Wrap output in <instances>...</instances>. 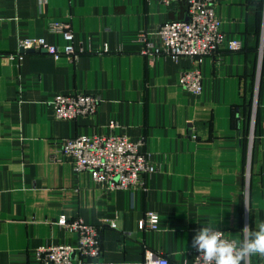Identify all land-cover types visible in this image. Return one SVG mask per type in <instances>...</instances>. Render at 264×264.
I'll return each mask as SVG.
<instances>
[{
    "label": "crops",
    "instance_id": "0c3cea01",
    "mask_svg": "<svg viewBox=\"0 0 264 264\" xmlns=\"http://www.w3.org/2000/svg\"><path fill=\"white\" fill-rule=\"evenodd\" d=\"M214 11L225 41L237 39L242 48L203 56L195 95L178 84L192 59L141 53V35L158 44V25L186 18L182 2L0 0V264H38L37 247L75 245L76 233L54 223L59 217L102 225L94 262L131 264L147 250L169 264H191V242L204 225L216 223L236 239L246 224L255 230L264 221V0H215ZM53 22L70 24L77 59L11 56L21 53L20 39L62 49V35L49 30ZM255 92L254 163L246 179L244 107ZM73 93L95 96L94 114L56 119L53 97ZM109 134L144 141L157 167L144 187L106 190L60 152L61 139ZM147 211L158 214L155 231L143 226ZM247 264H264V257Z\"/></svg>",
    "mask_w": 264,
    "mask_h": 264
},
{
    "label": "built area",
    "instance_id": "2783aa9c",
    "mask_svg": "<svg viewBox=\"0 0 264 264\" xmlns=\"http://www.w3.org/2000/svg\"><path fill=\"white\" fill-rule=\"evenodd\" d=\"M161 4L170 6L176 3H184L186 18L169 20L157 26L159 42L154 44L145 40L142 54L146 57L165 55L173 60L180 57H188L195 65L189 69L182 70L179 74L178 84L186 91L198 95L201 92L200 63L203 56L212 55L221 51H239L242 44L237 39L225 41L224 35L219 31V20L214 11L215 0H156ZM50 31L60 33L65 41L62 49L57 50L48 45L44 39L29 38L20 39L18 48L21 53L11 55L18 60L22 59L24 52H45L55 59L66 57L70 60L78 58L79 53L73 46V34L70 24L67 22H53ZM252 103L250 125L254 121L255 99ZM98 100L95 96L85 93L58 94L51 101L56 119L74 120L80 116H91L94 114ZM115 126V122L109 124ZM253 133L248 135V155ZM60 152L71 157L73 169L76 172L86 171L95 183L106 190L127 189L144 187L145 177L157 171L148 154L142 150L144 141H132L122 134L109 135H75L59 141ZM246 179H248V165L246 168ZM247 184L245 196L247 197ZM158 214L147 211L144 215L143 226L147 230L158 229ZM56 225L68 231L76 233L75 245L49 244L37 247L35 251L38 264H131L126 262L109 263L94 262L101 250L100 229L102 225L85 223L80 217L66 219L59 217ZM109 227L115 228L113 221ZM224 232L221 229H216ZM226 238H229L224 232ZM230 239V238H229ZM192 263L202 264L197 260L200 255L196 249H192ZM74 258L76 261H74ZM134 264H169L165 255L160 252L147 250L144 259Z\"/></svg>",
    "mask_w": 264,
    "mask_h": 264
},
{
    "label": "clouds",
    "instance_id": "9594fccd",
    "mask_svg": "<svg viewBox=\"0 0 264 264\" xmlns=\"http://www.w3.org/2000/svg\"><path fill=\"white\" fill-rule=\"evenodd\" d=\"M241 232L242 238L229 239L216 230V223H209L196 232L191 247L202 264H247L252 256L264 257V221L255 230L246 224Z\"/></svg>",
    "mask_w": 264,
    "mask_h": 264
},
{
    "label": "trees",
    "instance_id": "16d2710c",
    "mask_svg": "<svg viewBox=\"0 0 264 264\" xmlns=\"http://www.w3.org/2000/svg\"><path fill=\"white\" fill-rule=\"evenodd\" d=\"M252 97L246 101L245 107H244V128L243 132L246 136L245 141L242 143L243 149H244V162H245V157L247 154V148H248V135L250 132V117H251V110H252ZM256 131V119H255V124H254V135ZM253 140L255 143V137L253 136ZM243 170H244V164H243Z\"/></svg>",
    "mask_w": 264,
    "mask_h": 264
},
{
    "label": "rangeland",
    "instance_id": "374dc122",
    "mask_svg": "<svg viewBox=\"0 0 264 264\" xmlns=\"http://www.w3.org/2000/svg\"><path fill=\"white\" fill-rule=\"evenodd\" d=\"M259 47L260 48H259V51H258V58H259V61H260L261 53H262V51H264V30H262ZM252 102L254 104V97H253V101ZM255 109H256V100H255ZM254 124H255V112H254V121L250 125V130H252V133L254 131ZM254 149H255V143H254V140H251L250 146H249V161H248V174H249V176L251 175L252 167H253V163H254Z\"/></svg>",
    "mask_w": 264,
    "mask_h": 264
},
{
    "label": "water",
    "instance_id": "95a60500",
    "mask_svg": "<svg viewBox=\"0 0 264 264\" xmlns=\"http://www.w3.org/2000/svg\"><path fill=\"white\" fill-rule=\"evenodd\" d=\"M27 52H32V51H27Z\"/></svg>",
    "mask_w": 264,
    "mask_h": 264
}]
</instances>
